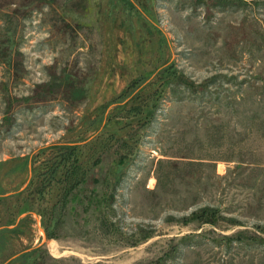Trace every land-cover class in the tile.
Here are the masks:
<instances>
[{
  "label": "rangeland",
  "instance_id": "obj_1",
  "mask_svg": "<svg viewBox=\"0 0 264 264\" xmlns=\"http://www.w3.org/2000/svg\"><path fill=\"white\" fill-rule=\"evenodd\" d=\"M52 167L49 237L13 196ZM35 249L264 264V0H0V264Z\"/></svg>",
  "mask_w": 264,
  "mask_h": 264
},
{
  "label": "trees",
  "instance_id": "obj_2",
  "mask_svg": "<svg viewBox=\"0 0 264 264\" xmlns=\"http://www.w3.org/2000/svg\"><path fill=\"white\" fill-rule=\"evenodd\" d=\"M143 113L144 118L149 116L152 111L151 107H148L145 110L141 111ZM76 161L72 162V165L68 166L67 168V178L72 177L73 174H76V171L78 169V165L75 164ZM46 172H42L40 174H35L32 178V180L29 182L27 187L14 195L13 197L16 198L17 200V206H18V213H23L29 210H37L41 215L43 219V225L48 233L49 237L55 236L57 233L55 232L53 225L56 226L55 224H58L57 221V205L60 202H63V206L67 202V197L70 194V190H68L65 194V196L59 197L57 193L55 194V180L56 176L58 174V170L55 167H52L50 172H52L48 177L47 170ZM41 182V185H39ZM40 186H42V192L40 191ZM48 186L49 191L45 192L44 188ZM72 187V184L69 185V189ZM36 194H39L41 198H39ZM41 199V202H40ZM57 221V222H56ZM8 224H14L13 221L10 220ZM21 225L22 223H19L16 226H13L11 228H5L1 230L2 233H18L21 230ZM38 252V249H35L33 251H29L26 253H23L19 256H17L12 262L16 261H25L24 264L29 263L30 259L33 255H35ZM38 257L35 259V262H37Z\"/></svg>",
  "mask_w": 264,
  "mask_h": 264
}]
</instances>
